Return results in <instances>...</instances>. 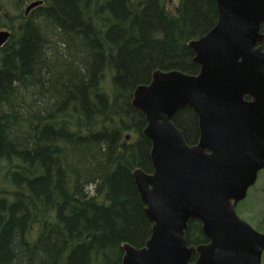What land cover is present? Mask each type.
Listing matches in <instances>:
<instances>
[{
  "label": "trees",
  "instance_id": "obj_1",
  "mask_svg": "<svg viewBox=\"0 0 264 264\" xmlns=\"http://www.w3.org/2000/svg\"><path fill=\"white\" fill-rule=\"evenodd\" d=\"M33 1L0 0V264H122L121 244L151 230L132 177L152 170L151 142L132 92L156 69L197 72L187 43L214 26L215 0H41L25 13ZM172 121L197 140L191 109ZM185 238L207 241L196 220Z\"/></svg>",
  "mask_w": 264,
  "mask_h": 264
},
{
  "label": "water",
  "instance_id": "obj_2",
  "mask_svg": "<svg viewBox=\"0 0 264 264\" xmlns=\"http://www.w3.org/2000/svg\"><path fill=\"white\" fill-rule=\"evenodd\" d=\"M215 7L214 26L187 43L197 74L156 69L132 92L151 142L152 170L132 171L151 230L140 247L122 244V264H261L264 233L236 205L264 169V0H215ZM9 37L0 29V46ZM185 107L199 129L191 144L172 122ZM190 220L206 242L187 243Z\"/></svg>",
  "mask_w": 264,
  "mask_h": 264
},
{
  "label": "rangeland",
  "instance_id": "obj_3",
  "mask_svg": "<svg viewBox=\"0 0 264 264\" xmlns=\"http://www.w3.org/2000/svg\"><path fill=\"white\" fill-rule=\"evenodd\" d=\"M236 211L255 229L264 233V169L258 173L256 183L249 188L245 200L238 203Z\"/></svg>",
  "mask_w": 264,
  "mask_h": 264
},
{
  "label": "flooded vegetation",
  "instance_id": "obj_4",
  "mask_svg": "<svg viewBox=\"0 0 264 264\" xmlns=\"http://www.w3.org/2000/svg\"><path fill=\"white\" fill-rule=\"evenodd\" d=\"M263 25V24H262ZM261 46H262V49H264V41L262 42V44H261ZM192 51V50H191ZM193 56H194V53H193ZM193 58V57H192ZM193 62V61H192ZM194 63V62H193ZM196 64V63H195ZM196 65H198V64H196ZM199 71V65H198V70H197V72ZM197 72H195V73H187V74H197ZM185 73V72H184ZM245 99H248L247 97H245ZM188 108V107H187ZM190 109V108H189ZM194 113V112H193ZM195 114V113H194ZM196 116V115H195ZM173 118V117H172ZM197 118V117H196ZM173 122V121H172ZM198 124V123H197ZM198 126V125H197ZM198 132H199V129H198ZM198 136H199V133H198ZM196 142V141H195ZM192 143H194V142H192ZM189 144H191V143H189ZM261 171V170H260ZM259 171V172H260Z\"/></svg>",
  "mask_w": 264,
  "mask_h": 264
},
{
  "label": "bare ground",
  "instance_id": "obj_5",
  "mask_svg": "<svg viewBox=\"0 0 264 264\" xmlns=\"http://www.w3.org/2000/svg\"><path fill=\"white\" fill-rule=\"evenodd\" d=\"M36 1H41V0H36ZM40 3H41V2H40ZM40 3H38V4H40ZM38 4H37V5H38ZM35 6H36V5H35ZM33 7H34V6H33ZM33 7H32V8H33ZM178 111H179V110H178ZM178 111H177V112H178ZM177 112H176V113H177ZM176 113H175V114H176ZM175 114H174V115H175ZM124 243H127V242H123L122 244H124ZM122 244H121V246H122ZM128 244H130V243H128ZM130 245H131V244H130ZM132 246H133V245H132ZM134 247H136V246H134ZM121 248H122V247H121ZM122 250H123V249H122ZM121 263H122V259H121Z\"/></svg>",
  "mask_w": 264,
  "mask_h": 264
}]
</instances>
